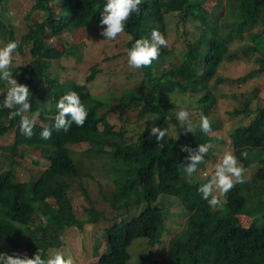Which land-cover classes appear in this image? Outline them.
Returning a JSON list of instances; mask_svg holds the SVG:
<instances>
[{
    "label": "trees",
    "instance_id": "trees-1",
    "mask_svg": "<svg viewBox=\"0 0 264 264\" xmlns=\"http://www.w3.org/2000/svg\"><path fill=\"white\" fill-rule=\"evenodd\" d=\"M220 1L208 5V0H142L139 12L126 22L124 32L131 38L128 48L136 39L150 37L153 29L164 35L168 46L161 48L151 66L140 69L139 86L106 98L93 97L86 85L50 76L43 71L42 62L63 56L80 59V47L59 51L47 41L91 24L100 25L107 0L33 1L26 16L27 31L17 50L26 47L35 61L27 76L12 77L29 88L31 110L25 115L39 112L40 123H35L33 135L27 138L20 132V117L10 119L11 110H0V137L15 129L13 142L0 146V163H7L0 169L2 249H25L29 258L40 252L47 259L50 251L64 246L62 237L67 229L114 220L144 203L146 207L138 216L104 230L101 236L106 251L97 264H127L131 259L128 247L138 238L145 239L148 247L159 245L163 236L171 234L166 220L179 224L168 242L167 264H264V87L252 90L237 108L226 113L233 120L247 119L231 132L230 142L249 174L244 172L246 182L221 197L222 206L210 207L198 192L211 176L194 181V176H186L181 168L188 162L182 145L195 150L199 144L210 143L206 162L215 152L213 142H225L215 132L216 120L211 114L217 92L225 84L240 83L241 77H222L221 68L234 67L254 55H259L258 64L264 65V0H226L223 6ZM9 3L0 0V39L6 43L15 41L13 30L2 20ZM219 6L223 11L218 13ZM173 43L181 45L182 57L167 67L173 59ZM96 72L92 69L86 83ZM169 85L190 105L194 102L197 110L190 112L191 122L203 114L214 132L204 134L199 120L194 133L185 132L176 116L184 106L167 98L164 92ZM6 88L0 81V104ZM68 91L77 92L88 111L84 125L73 123L67 132L53 128L51 139H41L43 128L55 122L57 101ZM118 114V121L123 122L120 126L112 119ZM131 115L143 125H129ZM152 127L167 129L161 141L150 135ZM244 150L247 158L241 156ZM23 152H37L47 163L39 168L38 158V167L25 181L21 179L22 162L16 160L23 158ZM85 161L95 166L83 168ZM97 164L110 182L102 184V178L98 179ZM163 196L178 199L180 221L167 218L155 205Z\"/></svg>",
    "mask_w": 264,
    "mask_h": 264
},
{
    "label": "rangeland",
    "instance_id": "rangeland-1",
    "mask_svg": "<svg viewBox=\"0 0 264 264\" xmlns=\"http://www.w3.org/2000/svg\"><path fill=\"white\" fill-rule=\"evenodd\" d=\"M34 0H10L7 5V9L2 16V20L5 25L13 30L14 39L19 43L20 38L26 33L28 22L26 20L27 13L30 11ZM212 0H208L207 4H211ZM226 0H221L220 3L223 6ZM223 11L220 6L217 12ZM35 19V14L31 16ZM170 16H168V19ZM172 24H169L171 26ZM103 26L91 24L84 30H77L71 34H63L61 36H54L47 41L48 44H52L57 50L62 51L65 47L72 48L73 46L80 47V59L74 57L66 58L63 56L60 59L44 61L42 62L43 71L48 72L52 77H58L59 80L73 81L77 84L86 85L89 92L93 97L106 98L111 95H118L122 90L131 89L139 86L142 80V73L140 69H134L129 67L127 63L126 49L128 43L131 40L130 36L125 32L118 35L115 40H105L106 38L100 35ZM171 34V33H170ZM7 43L0 39V47L5 46ZM173 59L168 62L167 67L171 62H178L181 59L182 47L180 44L173 43L172 46ZM259 55L251 56L248 60L235 63L234 67L225 65L220 70L222 77H230L232 75L241 77L240 83L232 85H224L223 88L217 92L216 106L212 111L211 118H215L216 126L219 139L224 140V143L213 142V152L209 156V159L203 164L197 166V172L193 174L194 181L201 180V177L212 175V167L219 160L226 150H232L230 142L231 132L239 125H244L247 122L246 118L233 120L232 116H228L227 112H232L237 108L244 96L251 94V91L255 88L261 89L264 87V65L258 64ZM35 61L28 52L26 47L16 50L13 54L12 65L10 71L12 75L24 74L27 76L31 71L32 63ZM63 67V68H61ZM92 69L97 70L93 80L86 83V78L91 73ZM165 95L167 98L175 104L184 106V109L190 112H196V106L191 100L184 96H179V91L169 85L165 89ZM102 112V111H101ZM125 120V116H122ZM121 115L113 117V121L118 126L122 125L123 122L118 121ZM117 119V120H116ZM199 117L195 119L196 125ZM36 123H40L38 118ZM129 125L134 126L135 124L143 125V121L138 120L135 115L130 116ZM214 132V131H213ZM15 129H11L8 134L0 137L1 145H10L13 142ZM20 133V132H19ZM86 148V145H82ZM2 153V149H0ZM25 153V154H24ZM23 158L17 161L22 162V173L21 179L27 180V175H33V168H37L35 161L39 158L40 167L46 166V160L42 155L36 153L28 154L23 152ZM76 160L77 157L75 156ZM83 162V168L91 165L95 166L94 163L90 164L88 161ZM89 164V165H88ZM7 166V163H0V169L3 170ZM96 171L100 170L99 165H96ZM31 172V173H30ZM245 173L249 174V171L245 170ZM97 176L101 179L102 184L110 182L108 175L103 171H98ZM193 189L196 188L193 183ZM70 194L73 196V200L77 202L76 193L71 191ZM155 205H158L161 209L167 213V218L173 221H180V203L176 197L163 196L160 197ZM146 207V204L140 206L131 207L127 213L122 217H115L114 220H99L95 224H85L82 228H69L66 230L62 237L61 252L65 256L70 255L73 258L74 264H97L98 258L106 251V245L103 239V232L106 228L114 225L120 221L130 220L133 217L138 216ZM107 209V208H106ZM109 215V214H108ZM107 215V217H108ZM167 222V229L171 234L163 236L162 241L159 245L149 246L145 239H135L128 247V253L131 256L130 261L127 264H167V246L171 235H173L178 229L179 224L172 223L169 220ZM0 246V253H6L12 255L18 253L21 256L27 255L28 252L25 249H19L11 251L9 249H2Z\"/></svg>",
    "mask_w": 264,
    "mask_h": 264
},
{
    "label": "clouds",
    "instance_id": "clouds-1",
    "mask_svg": "<svg viewBox=\"0 0 264 264\" xmlns=\"http://www.w3.org/2000/svg\"><path fill=\"white\" fill-rule=\"evenodd\" d=\"M141 3L142 0H107L99 21L100 26H103L100 35L105 37V40H115L118 35L125 31L126 22L134 13L139 12ZM167 46L168 41L164 35L153 29L150 37L136 39L131 47L126 49L127 63L129 67L134 69L149 67L153 61L159 58L161 48ZM18 47L17 41H10L5 46L0 47V81L7 85L0 110H11L8 114L10 119L19 116L21 134L31 138L39 112L33 113L31 117L25 115L31 110L29 102L31 93L26 85L18 83L12 77V71L9 70L12 65L13 54ZM56 108L58 113L55 116L54 124L51 127L45 126L40 133L43 140L51 139L53 128L56 131L67 132L73 123L77 127H82L88 117V111L81 102L80 95L75 91H68L61 96L56 103ZM176 116L186 133H194L196 126L191 122L187 110L181 108ZM198 127L204 134H210L213 131L211 121L203 114L200 115ZM166 133L167 129L159 127H152L150 131V135H154L157 141H161ZM211 147L210 143L199 144L195 150L186 145L181 146V151L188 153L187 164L181 165L186 176L191 177L197 171V166L205 162L204 158ZM241 156L247 158V150L242 151ZM244 172L243 165L233 151L226 150L213 165L211 178L200 185L198 192L210 207L222 206L221 197L232 190L236 184L246 182ZM0 264H74V261L70 255L65 256L59 250H52L47 259H44L40 252H36L31 258L27 255L21 256L18 253L12 255L0 253Z\"/></svg>",
    "mask_w": 264,
    "mask_h": 264
}]
</instances>
